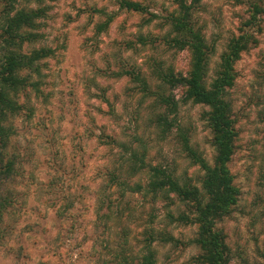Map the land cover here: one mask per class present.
Listing matches in <instances>:
<instances>
[{
	"label": "rangeland",
	"instance_id": "obj_1",
	"mask_svg": "<svg viewBox=\"0 0 264 264\" xmlns=\"http://www.w3.org/2000/svg\"><path fill=\"white\" fill-rule=\"evenodd\" d=\"M115 1H45L50 10L41 44L57 52L47 60L41 91L24 92L21 101L26 107L11 120L16 134L10 151L17 150L21 169L10 184L17 203L0 226V264H109L123 230L130 232V250H141L151 213L154 225L179 240L155 242L158 264H199L195 259L199 249L191 242L196 225L168 224L166 203L154 202L140 192H111L113 202L104 192L106 173L120 166L118 153L125 150L124 143L130 148L145 145L148 162L163 164L180 176L199 182L203 173L182 152L176 130L166 138L158 134L152 101L142 100L128 75L114 74L138 67L150 76L154 60L186 72L188 51H172L163 44L143 46L137 41L140 31L161 34V16L174 4L138 0L160 15L141 26L149 14L121 11ZM94 7L118 12L109 29L98 35L96 24L105 16L94 14ZM245 14L235 0H204L207 34L218 46L213 66ZM129 40L134 48H126ZM236 69V84L229 92L240 136L230 166L241 195L220 226L227 233L234 262L264 263V32L259 45L243 54ZM180 93V89L174 91L178 97ZM205 109L200 104H182L178 120L212 161L210 131L201 119ZM137 181L146 182L147 173L135 176L131 183ZM104 195L107 202L101 200Z\"/></svg>",
	"mask_w": 264,
	"mask_h": 264
},
{
	"label": "trees",
	"instance_id": "obj_2",
	"mask_svg": "<svg viewBox=\"0 0 264 264\" xmlns=\"http://www.w3.org/2000/svg\"><path fill=\"white\" fill-rule=\"evenodd\" d=\"M45 1L0 0V226L6 216L11 215L18 200L10 187L21 169L17 150L10 151L16 134L11 120L25 106L21 101L24 92L41 91L47 60L57 52L55 47L41 44L45 38L42 31L44 19L50 10ZM169 1L175 7L161 16L163 32L152 35L140 31L137 41L143 46L159 48L163 44L172 51H188L186 72L176 71L162 60H154L150 76L138 67L114 74L128 75L142 94V100L152 101L153 123L162 138L176 130L182 152L203 172L200 183L191 176L176 174L163 164L148 162L145 145L130 148V144L124 143L125 150L118 153L120 166L106 173L104 192H109V202H113L111 192L117 190L124 194L129 190L140 192L154 202L166 203L168 224L196 225L191 242L199 249L195 256L199 264H264L246 259L234 262L227 233L220 226V222L231 215L241 195L230 166L237 151L240 130L229 91L238 77L237 62L260 43V35L264 32V0H235L236 5L245 8L246 14L240 20L238 32L227 40L214 66L218 46L216 40L207 34V23L202 15L204 0ZM115 2L121 11L149 14L141 26L160 18L141 1ZM92 11L105 16L96 24L97 35L108 30L118 15V12L104 8L94 7ZM134 47V41H127V49ZM176 89L181 90L179 97L174 94ZM102 96L107 98L105 92ZM188 103L207 107L202 111L201 119L210 131L209 144L214 149L212 161L193 142L191 130L178 120L180 106ZM135 138L139 141V137ZM142 172L147 173V181L131 183ZM101 200L107 202L106 196ZM173 206L183 208L176 210ZM110 207L113 205H109L108 211H112ZM155 222V215L151 213L150 225L144 229V243L137 253L130 250V232L123 230L122 241L115 244L116 253L109 264H158L155 242L177 243L179 240L166 228H158Z\"/></svg>",
	"mask_w": 264,
	"mask_h": 264
}]
</instances>
